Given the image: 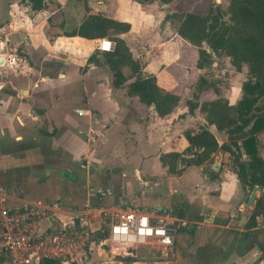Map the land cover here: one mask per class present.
<instances>
[{
  "label": "crops",
  "instance_id": "obj_1",
  "mask_svg": "<svg viewBox=\"0 0 264 264\" xmlns=\"http://www.w3.org/2000/svg\"><path fill=\"white\" fill-rule=\"evenodd\" d=\"M43 4L41 9L32 10L28 0H0V40L4 43L0 54L5 58L15 52L21 59L15 70L0 62V184L8 190L9 206L58 199L66 212L87 201L95 205L118 202L140 211L170 209L179 217L177 208L183 213L179 218L189 221L191 227L175 234L166 247L169 256L162 253L146 260L135 256L134 261L120 263L264 264L261 217L256 218L255 227L245 228L252 207L242 210L246 218L241 226L231 213L243 209L246 188L237 179L226 152L213 153V160L216 156L220 162L217 176L209 170L213 161L182 166L180 172L171 174L159 160L160 153L183 151L188 144L184 129L197 131L206 125L198 109L187 112L185 102L192 97L189 86L199 72L194 66L196 51L164 20L170 6L136 0H44ZM96 13L129 23V30L119 37L137 71L117 88L112 85L107 64L102 65L99 59L103 57L96 45L101 38L76 34L81 23ZM95 51L98 54L89 59ZM162 68L174 79L171 92L180 100L170 113L158 116L127 89L136 76H152ZM71 82L79 94L65 98L61 89ZM230 95V90L220 93L234 104L239 98ZM217 96L210 88L199 93L200 100ZM208 128L219 145L226 141V134L213 125ZM53 132L59 143L70 141L68 153L40 146ZM127 135L137 138L139 146L115 145L118 137ZM258 137L264 160V134ZM97 140L102 148L96 150ZM71 146L77 151H70ZM117 146L126 147L118 174L101 177L89 165L76 163L78 151L80 156L95 154L96 161L116 160L113 150ZM35 175L39 182L62 187L35 197L21 188ZM11 176L13 183L8 180ZM94 190L101 194L95 195ZM112 259L102 248L93 246L89 258L80 264H115Z\"/></svg>",
  "mask_w": 264,
  "mask_h": 264
},
{
  "label": "trees",
  "instance_id": "obj_2",
  "mask_svg": "<svg viewBox=\"0 0 264 264\" xmlns=\"http://www.w3.org/2000/svg\"><path fill=\"white\" fill-rule=\"evenodd\" d=\"M139 3L158 1L170 6L164 16L175 34L193 45L196 51L195 68L199 71L193 84L192 97L186 100L187 112L198 109L206 125L197 131L184 129L187 146L181 152L160 153L159 160L168 173L180 172L182 166L209 165L213 153L226 152L231 167L243 188L258 185L262 188L250 211L245 228L255 227L257 217L264 223V160L259 153V135L264 134V0H228L223 9L210 1L202 12L184 8L189 0H136ZM183 5H180L181 2ZM32 10L43 7L44 0H28ZM179 6L178 10L174 6ZM199 9L198 7H196ZM129 30V23L117 21L96 13L89 15L78 27L76 34L86 38L107 37L113 42L111 51L103 52L113 87L122 86L134 72L137 65L127 51L119 34ZM98 51V50H97ZM93 52L92 60L97 53ZM226 58L236 71H245L247 77L241 83L240 98L229 104L220 96L219 90L202 71L215 64V59ZM124 68L129 73L124 74ZM175 86L172 76L162 68L157 74L136 79L129 83L127 93L140 102L151 106L158 116L170 113L179 103L180 96L171 92ZM212 89L218 96L212 100H200L199 93ZM226 134V141L218 144L208 126ZM213 176L219 171L209 169ZM179 217L180 209L175 208ZM106 236L105 230L91 234L95 242ZM123 263L134 261L135 256H116ZM8 261L5 251L0 248V264ZM37 264H58L56 261L41 259Z\"/></svg>",
  "mask_w": 264,
  "mask_h": 264
},
{
  "label": "built area",
  "instance_id": "obj_3",
  "mask_svg": "<svg viewBox=\"0 0 264 264\" xmlns=\"http://www.w3.org/2000/svg\"><path fill=\"white\" fill-rule=\"evenodd\" d=\"M3 45L0 40V47ZM112 48L113 42L107 38L96 45L103 52ZM1 55L3 64L18 69L21 59L15 52L5 58ZM8 199L7 188L0 184V248L8 257L7 264H37L41 259L80 264L89 258L93 246L111 257L132 256L135 248L151 242L166 248L179 229L191 227L185 219L153 210L104 207L87 201L65 212L58 199L34 200L17 207L9 206ZM100 229L106 236L95 242L91 234Z\"/></svg>",
  "mask_w": 264,
  "mask_h": 264
},
{
  "label": "rangeland",
  "instance_id": "obj_4",
  "mask_svg": "<svg viewBox=\"0 0 264 264\" xmlns=\"http://www.w3.org/2000/svg\"><path fill=\"white\" fill-rule=\"evenodd\" d=\"M212 2L214 1L215 4H218L221 8H225L227 1L228 0H189V4L184 6V8H194L196 11L198 12H202L203 9L201 8L204 5H207L208 2ZM196 7H198L199 9H197ZM169 32V29H168ZM171 32V29H170ZM112 41V40H111ZM141 47H143L141 45ZM101 60L102 65L105 66V62L103 58H99ZM216 63L212 64L209 68H206L205 71L207 72V78L210 79L213 83V87H216L219 90V94H223L226 91L230 90L231 93V98H240L241 95V83L242 81H244L247 77V74L245 71L239 72L236 71L232 68L231 64L229 63V61L226 58H221V59H215ZM73 82L69 83L68 86L63 87L61 90H64V97L67 98L70 97V95H78L79 94V90L77 89L78 87H76L77 85H75ZM192 94V93H191ZM228 94V92L226 93ZM55 134L56 132H53V135L50 136H45V138H43L42 143L40 144V146H42V148L46 149V150H56V151H61L63 153H68L67 149H68V144L70 143V141H67L64 144H61L58 142V140L55 138ZM119 138V142L115 145H125V146H130L132 145L133 147H138L139 146V140L135 137H131L130 135L124 136L123 139L125 140L123 142V139L121 137ZM84 140V139H83ZM120 143V144H119ZM95 149H100L102 148V144L100 143L99 140H97V142L95 143ZM115 147V149L113 150L116 154V160H107L106 158H104V160L100 159L98 161H96L95 159V154L92 155V157H90L88 154L87 156L82 155L80 156V152L78 151L77 155H76V163L78 165H89V167L93 168V170L95 171V173H97L99 176L101 177H107L110 174H118L122 171V156L124 155V152L126 151V147ZM69 150L72 152H76L77 148L71 146L69 147ZM68 155V154H67ZM69 157H71L70 155H68ZM73 156V154H72ZM95 156V157H94ZM99 157L100 154H98ZM108 157H111V154L108 155ZM230 163V161H229ZM91 164H93L92 166H90ZM91 168H89V171H91ZM96 168V169H95ZM80 169V167L78 168ZM79 171V170H78ZM10 179H8L10 182L13 183L14 181V176L9 177ZM24 181V180H23ZM23 185H21L22 189H25L29 194H34L35 197H38L41 193H45V192H51L54 191L56 189L60 190V187H62V185H57V184H51L48 181H44V182H39L37 180V176L35 175L34 178L32 179H28L26 182L22 183ZM107 185H105L106 187ZM102 188V192L103 194L106 193V191L104 190V188ZM38 199V198H37ZM117 199V197H116ZM36 200V199H34ZM45 201V199H43ZM105 204V205H104ZM101 204L104 207H112V208H130V207H126V206H120L117 205L118 202H115L114 204ZM159 213L161 215L163 214H167L170 218H179L175 215V213H173L170 209L168 211V213H163L162 211H159ZM178 231H183L182 229H179ZM165 251V252H164ZM162 253H166L168 256L170 254V249H164L161 246H158V244L156 243H149L148 245H144V246H139L137 248H135L133 250V256H137V257H158L160 256ZM113 258L112 263L115 264H121L120 261L117 259V257H111ZM100 259H102L100 257Z\"/></svg>",
  "mask_w": 264,
  "mask_h": 264
},
{
  "label": "water",
  "instance_id": "obj_5",
  "mask_svg": "<svg viewBox=\"0 0 264 264\" xmlns=\"http://www.w3.org/2000/svg\"><path fill=\"white\" fill-rule=\"evenodd\" d=\"M0 62H1V59H0ZM219 165H220V162H219V159L215 156L214 157V160H213V163L211 165V169L213 171H218L219 169ZM246 191V195H245V204L243 206V209H240L236 212H234L233 210L231 211V213H233V215L239 219V226H241L244 221H245V215H242V210H246L248 208H251L253 207L254 203H255V200L256 198L258 197L259 195V192L261 191V187H259L258 185H254L252 188H248L246 187L245 189ZM94 193H100L99 190H94ZM139 259L141 260H146V259H149L148 257H139Z\"/></svg>",
  "mask_w": 264,
  "mask_h": 264
},
{
  "label": "flooded vegetation",
  "instance_id": "obj_6",
  "mask_svg": "<svg viewBox=\"0 0 264 264\" xmlns=\"http://www.w3.org/2000/svg\"><path fill=\"white\" fill-rule=\"evenodd\" d=\"M95 194V193H94ZM98 194H101V193H96L95 195H98ZM98 197V196H97Z\"/></svg>",
  "mask_w": 264,
  "mask_h": 264
}]
</instances>
